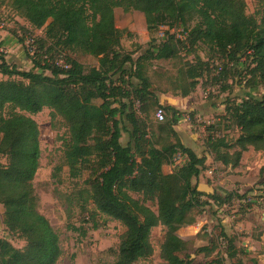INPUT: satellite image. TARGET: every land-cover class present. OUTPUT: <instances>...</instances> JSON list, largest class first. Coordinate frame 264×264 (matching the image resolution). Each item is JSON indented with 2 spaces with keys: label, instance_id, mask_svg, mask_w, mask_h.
Here are the masks:
<instances>
[{
  "label": "trees",
  "instance_id": "16d2710c",
  "mask_svg": "<svg viewBox=\"0 0 264 264\" xmlns=\"http://www.w3.org/2000/svg\"><path fill=\"white\" fill-rule=\"evenodd\" d=\"M9 1L32 28L41 29L50 22L44 38L33 41L32 69L20 71L0 59V74L8 79L0 82V155L7 161L0 165V205L4 226L26 242L18 250L0 240V264H55L60 256L55 233L37 212L32 188L40 150L38 128L29 116L43 109L65 124L62 159L69 179L90 172L84 202L90 201L95 212L125 229L114 264L147 260L153 253L150 233L158 226L165 228L160 246L165 263L192 264L190 258H178L188 243L177 231L194 225L193 211L211 202L221 207L234 199L245 203L247 198L238 191L206 194L193 183L205 170L206 158L181 143L174 129L180 111L159 103L160 94L186 98L203 85L201 80L206 86L211 73L207 63L184 59L174 77L164 71L159 81L148 69L155 62L189 55L201 44L224 60L215 65L211 79L215 85L222 84V92L231 86L230 72L244 62L249 65L245 85L252 90L264 86V7L247 16L244 0ZM116 8L142 13L150 36L161 27L174 31L165 32L167 38L160 41L151 37L145 48L137 44L135 54L125 53L123 33L115 26ZM176 27L183 31L175 33ZM183 48H187L184 54ZM77 52L95 58L97 67L87 70L69 56ZM58 58L62 65L57 64ZM154 107L162 108L168 118L155 134H148L145 122ZM224 120L238 131L237 138L228 141L208 136L204 146L214 162L233 169L249 148L255 152L264 149V94H247L226 107ZM123 135L127 137L124 145L120 142ZM177 159H181L180 165L164 174L162 167L174 165ZM130 193L156 197V212ZM219 237L226 235L221 231ZM232 238H227L229 249L235 243ZM211 251L200 247L196 253L208 256ZM217 262L214 264H220Z\"/></svg>",
  "mask_w": 264,
  "mask_h": 264
},
{
  "label": "rangeland",
  "instance_id": "374dc122",
  "mask_svg": "<svg viewBox=\"0 0 264 264\" xmlns=\"http://www.w3.org/2000/svg\"><path fill=\"white\" fill-rule=\"evenodd\" d=\"M244 1L247 16H253L264 7V0ZM114 16L115 26L123 33L121 47L125 53L135 54L138 51L137 44L145 48L151 37L159 41L167 38V35L163 37V34L168 31L166 27H161L158 33L150 36L140 12L125 13L120 8H116ZM49 22L47 21L41 29H34L15 13L9 0H0V59L17 67L20 71L32 69L30 55L35 53L36 47L34 43L33 45L30 43L34 39L38 41L44 38ZM169 31L172 33L174 30ZM180 31L183 29L176 27L175 33ZM178 37L180 38V35ZM37 45L39 46L40 43ZM186 49L183 48L181 53L184 54ZM192 51L189 55H180L179 59L174 61L155 62L148 69V74L159 81L164 71L171 73L170 77H174L176 69L184 64V59L194 61L198 58L203 63H207L211 70L206 78L207 85L205 86L206 82L201 80L203 85L198 86L192 94L190 105L188 103L180 111L181 116L174 128H177L183 145L192 149L198 156L206 158L205 170L201 172L196 181L193 180V183L199 185L203 191L216 192L218 195H222V191H238V195H244L247 201L244 203L242 200L234 199L229 206L221 207L211 202L201 209L194 210L192 213L195 218L194 225L183 232L185 236L187 235L186 237H189L186 240L188 244L178 258H190L192 264H214L217 261L220 264H237V262L252 264L254 258L251 254L259 252L257 250L259 246L256 245L255 250L246 253L244 251L247 248H243L242 244H245V239L249 237V234L258 233L264 229V149L260 152H248L243 168L244 174L241 180H237L231 177L233 172L231 173L227 167L214 162L212 156L206 153L204 140L211 136L225 137L228 141H234L238 136V131L224 120L226 107L240 102L247 94L260 97L264 94V86L252 90L245 85L246 68L249 65L248 62H244L238 65L234 72H230L231 82L228 83L231 86L222 92V84L215 85L211 79L215 75V65L222 64L224 60L205 45L198 44ZM69 56L81 63L87 70L97 67V60L88 55L77 52L70 53ZM56 61L61 65L63 60L58 58ZM36 72L40 70L36 69ZM12 79L18 80V78ZM6 80H8L7 77L0 74V82ZM57 94L58 91H55L54 95ZM158 108L154 107L151 110L145 122L148 134H155L158 125L168 118L163 110L164 118L159 122L155 118ZM29 117L37 125L40 150L39 167L32 181L33 194L36 197L37 212L48 221L58 240L60 256L55 264H114L119 240L125 229L119 222L95 212L90 201L89 203L84 202L87 199L86 180L90 175L89 170L83 171L77 179H69L68 170L62 159L61 140L67 135L63 120L58 117L52 119L51 111L48 109H43ZM120 142L123 145L126 144L127 137L123 135ZM181 162V159H177L174 165L163 166V173L169 174ZM6 163V158L0 155V165H6ZM55 169L59 170L56 172V177H53ZM234 175L239 176V174ZM233 181H239V183H233ZM130 196L156 212V197L147 198L135 193H130ZM203 200L207 201V198ZM3 215L4 208L0 205V240L10 243L15 249L23 250L26 242L7 230L3 224ZM221 231L225 233L226 238L220 239ZM164 235L165 228L162 226L151 230L150 243L153 253L147 260L140 261L138 264H166L160 257V246ZM232 237L235 243L232 249H229L227 238ZM200 247H207L208 251L212 248V251L208 256L198 254L196 251ZM260 247L264 246L260 245ZM230 253L234 256L229 259ZM260 260L264 261V256Z\"/></svg>",
  "mask_w": 264,
  "mask_h": 264
},
{
  "label": "crops",
  "instance_id": "0c3cea01",
  "mask_svg": "<svg viewBox=\"0 0 264 264\" xmlns=\"http://www.w3.org/2000/svg\"><path fill=\"white\" fill-rule=\"evenodd\" d=\"M192 98V95L186 97V98H181L179 96H175L173 94H171L170 92L168 93H165V94H160L159 95V103L162 105V106H171L173 107L174 109L178 110V111H181L183 110V107L185 105H187L189 103L190 105V100ZM193 110V109H191ZM185 121V120H183ZM178 134V130L177 128H174ZM183 144V143H182ZM250 151H253L251 149H249L248 151L246 152H243L242 153V156H241V160L239 162V165L236 167V168H230V167H227V169L232 173L231 174V177L232 178H236L237 180H241V176L244 174V171H243V168L245 166V163H246V160H247V154L248 152ZM255 152V151H254ZM221 165V164H220ZM224 167V166H223ZM239 169V171H238ZM234 174H239V176L237 175H234ZM241 174V175H240ZM236 176V177H235ZM242 182V181H241ZM233 183H239V181H233ZM199 189H200V186L198 185ZM202 192L204 193H208L207 191H203L202 189H200ZM224 190H227V188H224ZM193 225L191 226H188L186 228H181L177 231V235L182 238L183 240H187L189 237H186L183 232L184 230L188 229V228H191ZM259 232H261V234H259V240L257 239V236H258V233H253V234H249V237L246 238V242L245 244H242L243 248H247L244 252L248 253L250 252L251 250L254 249V247L257 245L259 246L258 247V251L259 252H255V253H252L251 255H253L252 258H254V260L251 262L252 264H264V261L263 260H260L263 258L264 256V247L261 248L260 245L264 246V229H261ZM243 239V238H242ZM246 245H248L246 247ZM255 250V249H254ZM258 260V261H257Z\"/></svg>",
  "mask_w": 264,
  "mask_h": 264
},
{
  "label": "built area",
  "instance_id": "2783aa9c",
  "mask_svg": "<svg viewBox=\"0 0 264 264\" xmlns=\"http://www.w3.org/2000/svg\"><path fill=\"white\" fill-rule=\"evenodd\" d=\"M30 45H33V41H31ZM62 65V64H61ZM155 118L160 122L164 118V111L162 108H158L155 113Z\"/></svg>",
  "mask_w": 264,
  "mask_h": 264
}]
</instances>
